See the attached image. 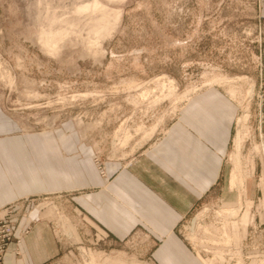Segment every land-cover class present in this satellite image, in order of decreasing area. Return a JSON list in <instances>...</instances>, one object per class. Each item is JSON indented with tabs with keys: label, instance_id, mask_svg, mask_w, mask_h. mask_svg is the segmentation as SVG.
<instances>
[{
	"label": "rangeland",
	"instance_id": "rangeland-1",
	"mask_svg": "<svg viewBox=\"0 0 264 264\" xmlns=\"http://www.w3.org/2000/svg\"><path fill=\"white\" fill-rule=\"evenodd\" d=\"M206 88L223 90L237 114L216 182L177 230L205 264H264L261 0H0V112L15 128L9 134L70 122L96 146L102 175L105 161L131 158ZM231 177L239 187H228ZM80 191L21 195L0 208L15 205L13 231L22 217L23 235L33 210L48 221L56 254L43 264H150L142 234L115 240L65 200ZM238 195L243 207L224 215Z\"/></svg>",
	"mask_w": 264,
	"mask_h": 264
},
{
	"label": "crops",
	"instance_id": "crops-1",
	"mask_svg": "<svg viewBox=\"0 0 264 264\" xmlns=\"http://www.w3.org/2000/svg\"><path fill=\"white\" fill-rule=\"evenodd\" d=\"M261 7L264 17V0ZM236 114L237 104L223 90L203 89L142 150L105 161L102 175L93 163L96 146L74 124L22 137L9 134L15 128L0 112V206L21 195L81 189L61 200L115 240L142 234L150 243V264H205L177 225L216 182ZM237 200L224 209L236 208ZM32 215L35 222L24 235V219L17 217L13 234L19 241L8 244L1 264H43L56 254L50 224L37 211Z\"/></svg>",
	"mask_w": 264,
	"mask_h": 264
},
{
	"label": "built area",
	"instance_id": "built-area-1",
	"mask_svg": "<svg viewBox=\"0 0 264 264\" xmlns=\"http://www.w3.org/2000/svg\"><path fill=\"white\" fill-rule=\"evenodd\" d=\"M13 207L15 205L0 208V263L6 253L7 244L13 239V222L11 220Z\"/></svg>",
	"mask_w": 264,
	"mask_h": 264
},
{
	"label": "bare ground",
	"instance_id": "bare-ground-1",
	"mask_svg": "<svg viewBox=\"0 0 264 264\" xmlns=\"http://www.w3.org/2000/svg\"><path fill=\"white\" fill-rule=\"evenodd\" d=\"M240 143V138L239 137H237L236 138V143L235 144H239ZM261 148L264 150V148H263V144L261 145ZM243 183V182H242ZM240 184V183H239ZM238 184V185H239ZM229 187H234V186H237V182H235L233 179H232V177L230 178V180H229ZM240 186V185H239ZM239 186H237V187H239ZM241 199V198H240ZM242 208V202L240 201L239 203H238V206L236 207V208H234V209H223L222 210V213L224 214V215H226V216H228V217H233V216H235V214H237L238 213V211L240 210ZM219 216V215H218Z\"/></svg>",
	"mask_w": 264,
	"mask_h": 264
}]
</instances>
